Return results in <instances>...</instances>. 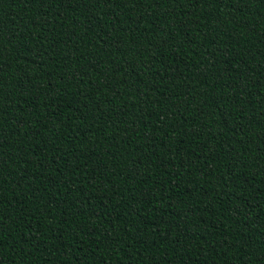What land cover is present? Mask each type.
<instances>
[{"label":"trees","instance_id":"16d2710c","mask_svg":"<svg viewBox=\"0 0 264 264\" xmlns=\"http://www.w3.org/2000/svg\"><path fill=\"white\" fill-rule=\"evenodd\" d=\"M0 264H264V0H0Z\"/></svg>","mask_w":264,"mask_h":264}]
</instances>
